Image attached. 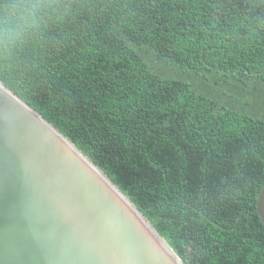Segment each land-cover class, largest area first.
<instances>
[{"label":"trees","instance_id":"trees-1","mask_svg":"<svg viewBox=\"0 0 264 264\" xmlns=\"http://www.w3.org/2000/svg\"><path fill=\"white\" fill-rule=\"evenodd\" d=\"M0 82L184 264H264V0H0Z\"/></svg>","mask_w":264,"mask_h":264},{"label":"water","instance_id":"water-1","mask_svg":"<svg viewBox=\"0 0 264 264\" xmlns=\"http://www.w3.org/2000/svg\"><path fill=\"white\" fill-rule=\"evenodd\" d=\"M255 211L264 228V184ZM0 264L184 262L101 169L0 82Z\"/></svg>","mask_w":264,"mask_h":264},{"label":"bare ground","instance_id":"bare-ground-1","mask_svg":"<svg viewBox=\"0 0 264 264\" xmlns=\"http://www.w3.org/2000/svg\"><path fill=\"white\" fill-rule=\"evenodd\" d=\"M147 225H148V223L147 222H145ZM149 227V226H148ZM161 242V241H160ZM162 244L164 243V242H161ZM164 245V244H163ZM165 246V245H164ZM171 254H172V252L169 250V249H167ZM172 256L174 257V255L172 254ZM175 258V257H174ZM176 259V258H175ZM177 260V259H176ZM178 262V261H177Z\"/></svg>","mask_w":264,"mask_h":264},{"label":"clouds","instance_id":"clouds-1","mask_svg":"<svg viewBox=\"0 0 264 264\" xmlns=\"http://www.w3.org/2000/svg\"><path fill=\"white\" fill-rule=\"evenodd\" d=\"M3 36V32L2 31H0V37H2ZM0 42H2V41H0Z\"/></svg>","mask_w":264,"mask_h":264}]
</instances>
